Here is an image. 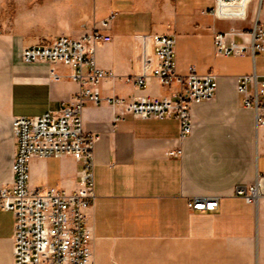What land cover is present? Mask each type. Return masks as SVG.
I'll return each instance as SVG.
<instances>
[{"label":"crops","instance_id":"obj_1","mask_svg":"<svg viewBox=\"0 0 264 264\" xmlns=\"http://www.w3.org/2000/svg\"><path fill=\"white\" fill-rule=\"evenodd\" d=\"M215 7V0H0V187L13 183V119L57 111L80 90L66 65L24 63V47L93 29L111 35L96 52L98 65L113 71L100 85L105 97L178 100L181 84L164 86L153 76L154 34L176 36L178 73L195 66L217 76L215 98L193 103L192 132L183 138L176 117L115 122L117 107L86 104L84 128L101 135L96 199L87 210L94 264H264V198L234 194L264 173V126L243 105L237 80L264 75V51L224 55L215 42L234 31L227 44L250 46L255 24L264 25V0H246L228 15ZM51 68L63 78L53 80ZM138 75L148 77L143 88L131 80ZM177 150L180 157L170 154ZM80 167L70 155L33 157L30 188L72 192ZM194 197H218L219 206L192 209ZM14 222L0 209V264H13Z\"/></svg>","mask_w":264,"mask_h":264},{"label":"built area","instance_id":"obj_2","mask_svg":"<svg viewBox=\"0 0 264 264\" xmlns=\"http://www.w3.org/2000/svg\"><path fill=\"white\" fill-rule=\"evenodd\" d=\"M246 0H215L216 11L228 15L227 10L241 6ZM234 32V31H233ZM231 32V33H233ZM215 37L217 51L224 55H242L264 51V25L255 24L250 46L226 43L228 34ZM112 41L111 35L93 29L79 37L61 35L51 41L26 46L22 60L26 64H63L72 69L70 79L80 85V90L69 104L57 111H47L36 117L19 116L13 119L18 138V151L13 165V183L0 187V209L14 215L13 264H94L93 234L87 224V210L96 199L95 148L101 135L84 128L82 113L86 104L107 103L117 107L114 121L132 115L138 118L176 117L180 122L181 137L192 132L191 106L195 102L211 101L217 92V76L210 72L199 74L191 66L187 74L177 71L174 34H154L153 45L156 57L153 76L164 86L179 83L183 91L178 100L147 98L126 100L118 96L105 97L100 85L113 76V71L101 68L96 59L98 45ZM53 80L63 77L51 68ZM139 87L148 84V77L135 76ZM238 91L245 107L255 112V125L264 126V75L256 71L237 77ZM172 156H181L182 150L171 151ZM72 156L79 164L77 187L72 192L60 189L33 191L30 188L29 163L33 157ZM234 194L249 202L257 203L264 198V173L252 183L236 185ZM189 206L195 210H215L218 197H194Z\"/></svg>","mask_w":264,"mask_h":264},{"label":"rangeland","instance_id":"obj_3","mask_svg":"<svg viewBox=\"0 0 264 264\" xmlns=\"http://www.w3.org/2000/svg\"><path fill=\"white\" fill-rule=\"evenodd\" d=\"M5 7H6L5 9L7 10L6 13H8V11H9V13L11 14V6H10V4L6 5ZM49 41H51V40H49Z\"/></svg>","mask_w":264,"mask_h":264}]
</instances>
